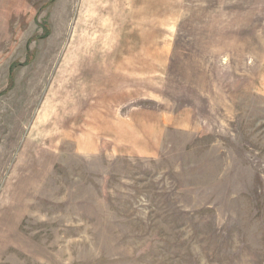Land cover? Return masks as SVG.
Instances as JSON below:
<instances>
[{"label": "rangeland", "instance_id": "obj_1", "mask_svg": "<svg viewBox=\"0 0 264 264\" xmlns=\"http://www.w3.org/2000/svg\"><path fill=\"white\" fill-rule=\"evenodd\" d=\"M0 264H264V0H0Z\"/></svg>", "mask_w": 264, "mask_h": 264}]
</instances>
